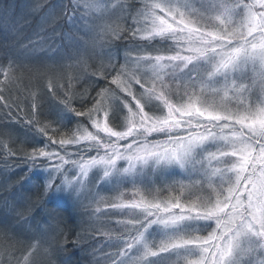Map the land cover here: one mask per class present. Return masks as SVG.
<instances>
[{
    "label": "clouds",
    "instance_id": "1",
    "mask_svg": "<svg viewBox=\"0 0 264 264\" xmlns=\"http://www.w3.org/2000/svg\"><path fill=\"white\" fill-rule=\"evenodd\" d=\"M30 7V20L0 32V90H18L33 108L25 123L45 135V90L58 113L80 118L52 139L78 219H22L48 238L0 241V264H264V0ZM7 136L0 150L14 156ZM162 167L183 173L179 188L138 183ZM113 179L111 193L98 191ZM73 232L81 251L67 262Z\"/></svg>",
    "mask_w": 264,
    "mask_h": 264
},
{
    "label": "trees",
    "instance_id": "2",
    "mask_svg": "<svg viewBox=\"0 0 264 264\" xmlns=\"http://www.w3.org/2000/svg\"><path fill=\"white\" fill-rule=\"evenodd\" d=\"M37 2L40 0H0V32L4 28L15 29L24 25L31 18L30 6ZM0 63H6V60L0 58ZM0 80H3L2 75ZM101 83L106 84L107 81ZM90 86L94 93L95 87L99 85L93 82ZM51 95L45 90L44 101L36 110L40 126L50 124L45 135L36 131L33 125L25 123L32 119L33 108L19 91L15 88L0 90V97H3L0 100V144L7 142V134L14 130L12 147L15 152L14 156L5 157L0 150V241L12 243L20 234L25 238L37 239L41 229H37L36 233L25 231L22 225H16L22 219H27V223L31 225L64 220L74 223L78 219V213H75L70 202L59 203L52 200L46 187L40 184L33 173L36 164L41 165L46 161L41 158L42 154H64V150L54 144L52 139H58L61 131H75L74 128L69 129V126L74 120L80 119L71 114L58 113L55 101L50 99ZM56 95L64 98L59 89L56 90ZM91 101V96L87 100H78V110H83ZM110 121L118 125L119 113L118 117L111 115ZM84 147L85 145L79 146V149L83 150ZM176 176L181 177L179 174ZM175 187L179 188V185L175 184ZM159 190L163 194L165 188ZM66 235L67 247L71 250L66 254V261L71 262L74 257H79L81 249L75 246L74 232Z\"/></svg>",
    "mask_w": 264,
    "mask_h": 264
},
{
    "label": "rangeland",
    "instance_id": "3",
    "mask_svg": "<svg viewBox=\"0 0 264 264\" xmlns=\"http://www.w3.org/2000/svg\"><path fill=\"white\" fill-rule=\"evenodd\" d=\"M85 0H81L83 3ZM91 3L93 0H87ZM111 115L118 117V112H113ZM81 144L80 146H82ZM82 150L79 147H73L70 151V156L72 159L76 158V154L80 153ZM63 154L52 153V154H42L41 158L45 159L44 164H36L34 168V176L39 180L40 184L46 187V190L50 193L51 199L59 203L70 202L71 206L75 213L77 214V204L70 197L68 187L65 184H61L62 176L56 171L57 166L59 165L63 168V163L60 159V156ZM179 174L181 177L176 176ZM96 173L92 174V178L95 179ZM178 178H183V173L180 172L177 168H149L145 171L144 175L138 179V183L145 189H151L153 191L159 190L160 188H168L169 186L175 185V181ZM116 181L113 179L112 183L108 182L102 183L98 191L111 193L114 190V185ZM129 186L128 183H125V187ZM52 219V218H51ZM48 238V233L43 232L41 229L40 233L37 235L38 240H46Z\"/></svg>",
    "mask_w": 264,
    "mask_h": 264
}]
</instances>
